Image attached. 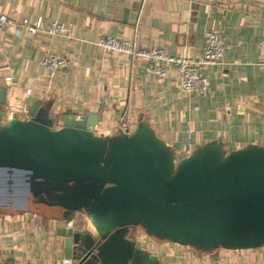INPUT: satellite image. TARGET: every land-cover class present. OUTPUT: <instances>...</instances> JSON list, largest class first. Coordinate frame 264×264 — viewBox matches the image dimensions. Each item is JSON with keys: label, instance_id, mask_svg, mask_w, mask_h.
Listing matches in <instances>:
<instances>
[{"label": "crops", "instance_id": "crops-1", "mask_svg": "<svg viewBox=\"0 0 264 264\" xmlns=\"http://www.w3.org/2000/svg\"><path fill=\"white\" fill-rule=\"evenodd\" d=\"M0 14L18 23L66 26L62 36L29 35L18 25L0 31L6 119L28 120L41 101L58 121L56 128L66 116H92L98 136H114L123 124L133 132L145 122L176 162L215 141L226 152L264 147V0H0ZM208 31L223 34L225 52L220 64L200 67L207 83L203 96L181 90L173 64H165L166 76L157 79L146 73V60L97 46L107 36L197 61ZM48 54L65 58L66 68L45 71L41 61ZM185 127L193 135L189 145ZM77 226L91 230L83 220ZM132 232L157 264H264V247L203 254ZM66 261L71 264L55 222L0 211V264Z\"/></svg>", "mask_w": 264, "mask_h": 264}, {"label": "water", "instance_id": "water-1", "mask_svg": "<svg viewBox=\"0 0 264 264\" xmlns=\"http://www.w3.org/2000/svg\"><path fill=\"white\" fill-rule=\"evenodd\" d=\"M5 112L0 83V211L55 222L71 264H157L136 229L203 254L264 247V147L215 141L176 162L145 122L98 136L92 116L56 128L41 101L26 121Z\"/></svg>", "mask_w": 264, "mask_h": 264}, {"label": "built area", "instance_id": "built-area-1", "mask_svg": "<svg viewBox=\"0 0 264 264\" xmlns=\"http://www.w3.org/2000/svg\"><path fill=\"white\" fill-rule=\"evenodd\" d=\"M17 25L20 30L29 35L43 33L49 36H62L66 32V26L62 22L54 21L45 25L39 20L34 25H30L27 19H22L18 23L0 14V31L4 27ZM97 46L109 53L126 55L132 60H146L148 62L145 68L146 73L157 79H163L166 76L165 64H173L177 67L181 90L185 93H195L203 96L207 91V83L203 79L199 69L200 67L213 66L221 63L225 52V38L223 34L216 31L206 32L202 55L197 61L188 58L170 57L162 49H141L137 47L134 41H120L107 36L100 37L97 40ZM41 66L45 71L55 72L66 68L67 60L63 57L48 54L42 59ZM131 130V127H128L126 124H123L121 127V133H130ZM184 135L186 143L189 145L192 141V133H190L187 127L184 128ZM4 264L21 263L6 262Z\"/></svg>", "mask_w": 264, "mask_h": 264}, {"label": "trees", "instance_id": "trees-1", "mask_svg": "<svg viewBox=\"0 0 264 264\" xmlns=\"http://www.w3.org/2000/svg\"><path fill=\"white\" fill-rule=\"evenodd\" d=\"M79 223H81V220H80V219L76 221V226H77ZM77 227H78V226H77Z\"/></svg>", "mask_w": 264, "mask_h": 264}]
</instances>
